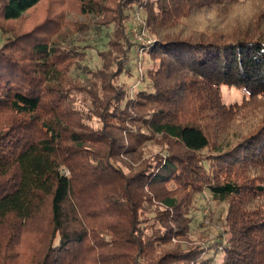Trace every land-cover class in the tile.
Here are the masks:
<instances>
[{"label":"trees","instance_id":"trees-1","mask_svg":"<svg viewBox=\"0 0 264 264\" xmlns=\"http://www.w3.org/2000/svg\"><path fill=\"white\" fill-rule=\"evenodd\" d=\"M253 1L0 0V264H264V3L193 27ZM204 191L226 208L196 242Z\"/></svg>","mask_w":264,"mask_h":264},{"label":"rangeland","instance_id":"rangeland-1","mask_svg":"<svg viewBox=\"0 0 264 264\" xmlns=\"http://www.w3.org/2000/svg\"><path fill=\"white\" fill-rule=\"evenodd\" d=\"M261 1L264 3V0H256L251 2L250 4H239L235 7L232 8L230 13H227V17L223 16L220 17L219 15H216L215 13H203L202 16H200L197 21L193 22V27L197 28L199 31L201 30H211V27L214 28L216 32H224L227 31L229 34L234 32V28L236 23H243L247 26L249 21H251L253 18L256 16H259V13L263 7H259V4ZM143 13V12H142ZM140 11L136 12L132 15V24L134 26H141L142 24L145 25V19L144 16ZM69 18H75L78 19L79 21H88V18L81 15V14H76L73 15V13H69ZM145 32L151 37L152 35L149 33L148 29H146L145 26ZM213 31V34L215 33ZM72 33L70 35V38L75 39L76 42H79L81 45L87 43L88 41H92L93 39H96L94 41L95 43L99 44L102 47L103 41L100 39V37L97 35L95 37L94 31L89 30L86 33H81L73 30H69L68 33ZM198 32V31H197ZM209 32V31H208ZM69 33V34H70ZM211 33V32H210ZM2 42V35L0 32V44ZM134 50L132 51V65L135 63L134 61ZM143 53L139 52V55L141 56ZM93 61H90V64H93ZM141 66V65H140ZM223 95H224V100L225 102H232L235 99H240L243 95V89H238V88H229L226 85L222 86ZM241 128V125L236 126L234 124H229V129L232 131L233 129H239ZM154 151L157 150L156 146L152 147ZM197 206L196 210V217H197V222H201L199 226H196L191 233V237L194 241L200 242L202 237H206L208 235H216L218 232V227L220 226V221L219 217L221 214L225 212V203H221L218 201H213L210 199V196L207 195L204 192L202 194H199L196 197V201L194 202ZM198 224V223H197ZM221 258V254L219 253V259Z\"/></svg>","mask_w":264,"mask_h":264},{"label":"built area","instance_id":"built-area-1","mask_svg":"<svg viewBox=\"0 0 264 264\" xmlns=\"http://www.w3.org/2000/svg\"><path fill=\"white\" fill-rule=\"evenodd\" d=\"M144 28H145L144 24H142L141 26L139 25L132 27L133 36L138 42L136 47L138 54L139 52L143 53L144 50L153 42V39L145 32Z\"/></svg>","mask_w":264,"mask_h":264}]
</instances>
